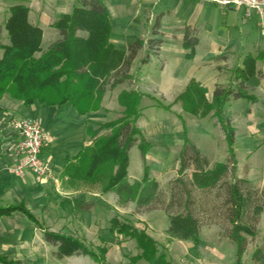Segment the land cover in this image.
<instances>
[{
  "label": "trees",
  "instance_id": "obj_1",
  "mask_svg": "<svg viewBox=\"0 0 264 264\" xmlns=\"http://www.w3.org/2000/svg\"><path fill=\"white\" fill-rule=\"evenodd\" d=\"M29 11L30 7L25 4L12 5L4 21L9 43L0 41L3 49L0 57V101L9 94L25 104L39 101L59 110L71 104L88 117L92 111L102 108L108 90L134 79L131 66L145 41L137 38L127 49L117 47L111 41V15L102 0H76L70 12L62 13L52 23L59 31V37L45 48L42 47L43 29L30 21ZM160 18H156L154 37L147 40L148 48L139 59L138 69L149 61L150 53L158 52L162 44ZM2 26L0 24V37ZM197 43L196 29L187 25L183 40L184 47L189 49L187 58L193 57ZM255 60L248 55L244 66L235 68L229 85L218 84L212 102L206 97V88L194 79L179 95L184 111L201 117L213 112L217 117L228 143L226 162L208 166L207 157L187 137L183 122L185 136L179 154V168L177 176L170 182L169 196L166 195L158 180L149 173L146 156L150 144L144 130L137 124L142 114L141 100L150 95L124 89L118 95L119 104L123 107L121 115L97 123V127H93L86 118V133L91 140L77 153L66 157L60 171L63 182L74 189L115 192L119 204L134 201L137 211L161 207L169 219L167 233L180 240L199 243L204 219L216 222L237 246L234 264H243L248 236L256 237L258 223L264 213V186H255L247 177L237 173L236 130L227 113V104L238 98L257 101L247 85L251 76L257 73ZM158 104L170 108L160 101ZM135 144L141 151L144 173L141 180L131 182L128 168L130 149ZM192 165L195 168L191 178H187L185 174ZM16 210L23 212L43 230L46 242L56 247L58 258L83 254L101 264H109L106 244L89 246L78 235L46 228L24 202L0 206V217ZM109 231L112 235L117 232L136 240L141 252L132 256V261L145 259L174 264L160 252L161 244L152 235L128 220L121 221L118 215H114L110 219ZM251 259L252 264H264V244L253 250ZM0 264L28 263L0 253Z\"/></svg>",
  "mask_w": 264,
  "mask_h": 264
},
{
  "label": "crops",
  "instance_id": "obj_2",
  "mask_svg": "<svg viewBox=\"0 0 264 264\" xmlns=\"http://www.w3.org/2000/svg\"><path fill=\"white\" fill-rule=\"evenodd\" d=\"M18 1L10 4L7 12L0 13L3 16L0 19V24L3 27L4 21L9 15L10 6L15 4L30 5V3L23 0ZM68 1L71 0H66L65 3L64 0L38 1L40 3L37 7L29 6V19L43 29L45 23L52 24L62 13L72 10L75 0L71 1L70 5L72 6L64 7L63 5H69ZM102 1L106 4L111 15V41L117 47L127 49L128 45L137 38H142L145 41L143 48L132 63L131 73H134L136 68L139 67V59L147 51V40L154 37L152 29L154 20L158 16L161 17L159 30L162 44L157 53H150L147 63L140 65V70L143 71L140 78L133 79L128 84L123 82L108 90L103 98L102 108L92 111L88 117L79 113L73 106L69 107L68 105L70 104L59 110L53 105H47L39 101L25 104L22 100L15 99L9 94H5L0 101V206L24 202L39 220L40 217L48 218L51 215L50 212H54L55 216L59 213L70 219V229L73 232L67 229L59 230L58 232L65 233L64 231H70L73 234L77 233L75 229H78L79 233H86V231L90 232L95 229L102 243L100 245L106 242L110 244L113 238L109 231L110 211L124 215V210L122 211L115 204L118 198L116 193L112 191L101 192L99 189L70 188L64 185L63 179L60 177V171L65 164L66 157L77 153L84 144L89 142V136L85 128L86 118L93 123H104L110 120L108 117L111 111H114L117 116L121 114L123 107L119 104L118 95L122 90L133 87L135 89L139 88L143 93L153 97V99L146 101L149 107L160 106L155 100L158 99L164 105L170 106L171 111L169 110V112H171L172 116L183 117L184 112H189L183 110L179 95L185 91L191 80H196L206 88V97L208 101L212 102L216 86L218 84L229 85L235 75V68L243 67L244 60L248 55L255 57L257 73L251 76L247 81V85L249 92L257 97V101H249L245 98L231 99L227 104V113L230 112L228 115L236 130L235 153L239 139L238 122H244L242 124H244L243 128L245 130L241 137L249 139L247 140L249 154L253 155L258 148L264 145V38L260 33L257 15L246 17L243 6L224 5L214 0ZM2 8V5H0V9ZM3 10L5 9L3 8ZM34 15L36 18H33ZM187 25L196 29V36L198 37V43L195 46L192 58L186 57L189 49L183 45L185 27ZM6 33L8 36L7 30ZM55 37L56 34L53 35L51 42L56 39ZM3 43H9V38L8 41ZM2 53L3 49L0 48V57ZM107 99L110 103L114 100L115 102L118 101L119 106L115 105V102L113 106L106 105L105 100ZM145 99L146 95L142 100L145 102ZM175 105L178 108H174ZM63 113H69L70 117L80 121L82 125L78 136L70 138L63 149L60 147L54 148L55 140L61 135L60 129L56 124H60L58 121L61 120L60 116H63L61 115ZM197 117L200 118L199 120H207V125L210 126V130L207 128L206 131L209 139L213 140L217 132V136L222 138L224 141L223 145L227 146L228 150L225 133L213 112L205 117ZM18 118H36L41 122L45 133L49 137L45 155L56 176H58L55 179L51 178L47 181H42L30 169L22 174H16L10 170V166L16 161V156L11 150L16 140V132L11 121ZM255 133L258 136L255 137ZM183 142L180 140V147H182ZM207 143L211 144V142ZM214 143L216 145V142ZM196 144L198 145V143ZM147 155L150 157L151 153H147ZM207 159L211 163H215V160L208 157ZM177 161H179V157ZM178 168L179 163L177 168H175L176 171ZM128 174L129 179L133 182L141 180V178L133 177L130 170H128ZM158 182L163 185L160 180ZM59 195L62 196L59 197ZM57 197L59 199L57 208L52 209L50 206L52 198ZM131 203H133L131 204L133 208L136 203L134 201ZM39 205H41V208H37ZM132 208H130V212ZM155 211L148 210L143 213L146 216L145 219L141 215L138 216L147 222L149 227H152L153 216L151 215ZM3 222L12 225L11 227L13 228L16 222H20L22 228L17 230L14 228L12 233H21L26 236H32L36 228L35 224L23 212L18 210L10 215L1 216L0 223ZM72 225L76 228H73ZM167 228L168 226H166L165 230ZM201 232H203V229ZM118 235L122 234L118 233ZM42 236L44 237L43 233ZM84 241L86 242V240ZM193 244L199 245L201 243H192V248ZM53 247L56 251V247ZM0 253L9 255L1 251ZM82 255L73 254L59 259L68 260ZM20 259L28 264H34L30 256L22 255ZM193 259L200 261V254L198 256L193 254Z\"/></svg>",
  "mask_w": 264,
  "mask_h": 264
},
{
  "label": "rangeland",
  "instance_id": "obj_3",
  "mask_svg": "<svg viewBox=\"0 0 264 264\" xmlns=\"http://www.w3.org/2000/svg\"><path fill=\"white\" fill-rule=\"evenodd\" d=\"M0 1V5H2V7L5 9H0V13L7 12V8L10 4L19 2L18 0ZM23 1L30 3L29 6L37 7V5L40 3L38 1L41 0ZM43 1L45 0H42V2ZM65 1L66 0H64V3ZM71 1H68L69 5L63 6H72L70 5ZM2 17V14H0V19H2ZM33 18H36V16L34 15ZM155 21L156 19L154 20L153 25ZM43 31V47H47L50 44L54 34H56L55 38L59 37V31L52 24L45 23ZM8 38L9 37L7 36L6 30L2 26L0 41L6 42L8 41ZM142 72V70L136 68V71L134 72V79L140 78ZM129 82L130 80H126L124 81V84H128ZM131 89L135 88L133 87ZM135 90L142 92L139 88H136ZM148 99L151 100L153 99V97L151 95L146 96L145 102L141 100L140 107L142 109V115L138 118L137 124L142 128V130H144L147 140L150 144L147 153H151V156H146V164L149 168V173L151 177H156L161 181L163 185H160V188L164 191V193H167L166 195L169 194L170 182L177 176V171L175 168H177V165L179 163V161H177V158L179 157V152L182 148L179 146V142L180 140L181 142L184 141V124L187 132V137L195 144L198 143V145H196L199 147V150L204 157L206 156L208 158H211L215 160L214 162H226L228 160L227 146L223 145L224 141L222 140V138H219L217 136L216 131V136L214 137V139H209V135L206 133V131L210 126L207 125L206 119L199 120L200 118H198L197 116L185 112L183 113V117H178V115L172 116L171 112H169V110L171 111L170 108L166 109L165 107L160 106H154L152 108L149 107L146 104V101H148ZM155 100L156 102H158V99ZM114 102L115 100L111 101V103L108 102V99L105 100V103L108 106H113ZM115 105H118V101L115 102ZM68 106L72 107L71 104ZM174 108L178 107L175 105ZM61 115L63 116H60L61 120L58 121L60 122V124H56L60 129L61 135L55 140L53 147H60L63 149L65 143L67 144L70 138L78 136L82 124H80V121H77L74 118L70 117L69 113H63ZM116 116V113L114 111H111L108 118L112 120L116 118ZM89 123L93 125V127H97L98 125L97 123H93L90 121ZM242 123L244 122H238L239 139L236 146L237 173L239 176L247 177L255 186L262 187L264 186V145L258 148L253 155L249 154V144L247 143V140L249 139L241 137L245 130V128H243L244 124ZM256 136L258 135L255 133V137ZM88 140L90 142L91 139L88 138ZM207 142H211V144ZM214 142H216V145ZM208 164V166H212L214 163H211L208 160ZM194 168L195 165H192L187 170L185 174L187 178H191V174ZM128 170H130V173L133 177L139 179L143 177L144 164L142 162L141 151L138 144L133 145L130 149V165ZM64 185L67 186L66 183H64ZM196 191L198 192V190ZM61 196L62 195H59V197ZM57 199L58 197L52 198V203L50 205L52 209H54L55 207L57 208L59 202V199ZM115 204H117L122 211L124 210V215L110 211L111 218L114 215H118L121 221L128 220L133 226L137 227L138 229H145L161 244L160 252H163L166 256V259L172 261V263L174 264L234 263V260L236 258L237 246L227 237L224 228L216 222L213 223L209 222L208 219H204L203 226L201 227V230L203 229V232H201L200 234L201 241L199 242L201 244H193L194 246L192 248L191 244L194 243L193 241L180 240L170 236L167 233V230H165V228L166 226H168L169 219L163 208L158 207L153 209L156 210L154 214L151 215L153 216V226L149 227L147 222L139 218V216L141 215V217L145 219L146 216L143 213L147 211H137L136 205H134V207L132 208L131 204L133 203L131 202L127 203L126 205L119 204L118 198L115 201ZM37 208H41V205H39V207ZM130 208H132L131 212ZM35 210L37 211V209ZM50 213L51 215L48 218L40 217V221H42V224L46 228L54 231L67 229L73 232V230L70 229L71 221L69 218L64 217L59 213L56 216L54 215V212ZM11 226L12 225L5 222L0 223V251L8 253L12 257L21 258L22 255L30 256L31 261L34 264H100L98 262H95L91 257L83 255L68 260H60L55 255V248L51 244L47 243L46 240H44V237L42 236L43 231L39 227L35 228V232L32 236H26L25 234L21 233H12L14 228L15 230L22 228V224L20 222H16L14 228ZM72 226L73 228H76L74 225ZM75 230L77 231V233L73 234H76L80 238L86 240V243L90 244L89 246L95 247L98 244H102L99 238V234L96 233L95 229L90 232L86 231V233H79L78 229ZM70 231L64 232L71 234ZM105 244L108 247L107 260L109 264H160L159 260L146 261L145 259H140L132 261V256L139 254L141 250L137 246V242L135 239L123 234H113L111 243L107 244L106 242ZM263 244L264 213H262V216L259 220L258 233L256 237L252 238L248 236L247 249L242 257L243 264H252L251 255L253 250L257 246H261ZM193 254L196 256L200 254L201 260L197 261L193 259Z\"/></svg>",
  "mask_w": 264,
  "mask_h": 264
},
{
  "label": "built area",
  "instance_id": "obj_4",
  "mask_svg": "<svg viewBox=\"0 0 264 264\" xmlns=\"http://www.w3.org/2000/svg\"><path fill=\"white\" fill-rule=\"evenodd\" d=\"M221 4H233L245 8V16L257 15L259 29L264 38V0H214ZM16 132V140L11 150L16 156V161L10 166V170L16 174L32 170L38 179L47 181L57 176L53 167L47 160L45 149L49 137L45 133L41 122L36 118H18L11 121Z\"/></svg>",
  "mask_w": 264,
  "mask_h": 264
}]
</instances>
